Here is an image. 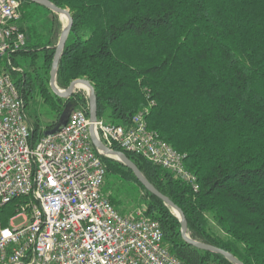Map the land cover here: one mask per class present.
<instances>
[{
  "label": "trees",
  "instance_id": "1",
  "mask_svg": "<svg viewBox=\"0 0 264 264\" xmlns=\"http://www.w3.org/2000/svg\"><path fill=\"white\" fill-rule=\"evenodd\" d=\"M18 1L27 36L35 34L36 19L46 17L51 25L45 44H32L28 37L25 48L8 57L25 107L35 96L52 111L46 129L30 127L35 144L55 128L66 104L84 110L87 98L77 91L68 99L51 92L49 72L61 23L42 6ZM47 1L72 18L56 86L65 90L75 80L88 81L97 119L105 124L125 127L145 112L148 129L185 155L198 191L138 156L112 150L124 153L182 211L191 239L242 264H264V0ZM13 56H30L26 70L13 66ZM101 161L110 204L121 214L132 203L143 206L145 216L159 223L174 257L184 264H232L183 242L180 223L163 202L121 163L103 156ZM127 187L136 188L128 205ZM1 225H6L4 215Z\"/></svg>",
  "mask_w": 264,
  "mask_h": 264
},
{
  "label": "built area",
  "instance_id": "2",
  "mask_svg": "<svg viewBox=\"0 0 264 264\" xmlns=\"http://www.w3.org/2000/svg\"><path fill=\"white\" fill-rule=\"evenodd\" d=\"M19 8L18 0H0V66L26 46ZM25 108L0 68V264H184L143 209L121 214L110 204L89 111L73 108L61 131L32 144ZM94 130L106 147L138 156L198 191L185 155L148 129L145 112L125 127L97 119ZM17 219L22 222L15 226Z\"/></svg>",
  "mask_w": 264,
  "mask_h": 264
},
{
  "label": "water",
  "instance_id": "3",
  "mask_svg": "<svg viewBox=\"0 0 264 264\" xmlns=\"http://www.w3.org/2000/svg\"><path fill=\"white\" fill-rule=\"evenodd\" d=\"M31 2H34L43 8L49 10L54 15L65 18L66 24L64 25L61 35L59 37L57 45L54 47L55 53L53 56V60L51 63V68L49 72V88L51 92L58 98L61 99H68L76 90H79L78 87L81 85L83 89H85L88 93L89 97V121H90V127H89V133H90V140L92 143V146L94 149L103 157L109 158L112 160H115L119 163H121L123 166H125L128 170L132 172L136 180L143 186V188L152 196L160 200L164 203V205L170 209L172 214L177 218V220L180 223V237L189 246H192L198 250H202L209 253H214L223 256L227 261H229L232 264H242L239 260L231 256L229 253L216 248L214 246L204 244L202 242L195 241L191 239L187 234V227H186V220L184 218V215L182 211L166 196H164L162 193H160L156 188H154L145 178L144 176L138 171L134 163L129 160L124 153L114 151L108 147H106L103 143H101L98 138L95 135L94 130V123L97 120L96 116V98L94 95V90L90 83L86 80H75L69 84V86L65 90H60L56 86V72L59 64L60 57L62 55L65 42L67 40V37L70 33V29L72 26V18L70 16V13L67 9H61L56 6H54L52 3H50L47 0H28ZM72 105L70 103L66 104L65 108L63 109L55 128L52 131H49L45 133V136L54 135L61 131V129L65 126L67 123L68 117L70 115V112L72 111Z\"/></svg>",
  "mask_w": 264,
  "mask_h": 264
},
{
  "label": "rangeland",
  "instance_id": "4",
  "mask_svg": "<svg viewBox=\"0 0 264 264\" xmlns=\"http://www.w3.org/2000/svg\"><path fill=\"white\" fill-rule=\"evenodd\" d=\"M42 18H43L42 20H41V18H40V20L36 19V21L34 22L35 26H36L35 34H28V36L26 35V41L29 37V39H31V41H32V44L34 43V40H35V42H37L38 45H43L47 42L48 36L50 33L51 25L47 21L46 17H42ZM58 21H60L61 29H63L64 25L66 24L65 18L62 17L60 19V17H58ZM52 31H53V33H51V34L53 36V39L54 38L56 39L57 34L59 32V28L55 22H54V26H53ZM12 59L14 61V65H13L14 67L17 65V66H19L25 70H26V67L29 65L30 60H31L30 56H13ZM8 61H9V58L7 56H5L1 62L0 68L2 71H5L6 73H8L12 79L14 77V75L12 76V74L10 73L11 69H10V66H8ZM41 63H42V59H41L40 54H38V56L36 57V65L38 67H40ZM76 91L81 92V94L85 98H87V101L84 103L83 108H85L86 111H89V97H88L87 91L83 88H80L79 90H76ZM51 112L52 111L42 102V100L39 97H35V96L29 100V102L27 103V106L25 108V113H26L27 122H28L29 126L33 127L35 124H37V126L41 130L46 129V126L49 123H51V121L53 120V116H51ZM127 189H128L127 192H124V194H123V197H125L124 203L126 205L132 203L131 198H133L136 188L132 189L131 187H127ZM140 201L146 202L144 197H141ZM130 207H129V209H127L128 211L126 213H128L134 209H143V206L141 208L140 207L134 208L133 203H132V205L130 204ZM126 213H123V214H126ZM21 222H22V219H17L13 223L15 226H17V225L21 224Z\"/></svg>",
  "mask_w": 264,
  "mask_h": 264
},
{
  "label": "bare ground",
  "instance_id": "5",
  "mask_svg": "<svg viewBox=\"0 0 264 264\" xmlns=\"http://www.w3.org/2000/svg\"><path fill=\"white\" fill-rule=\"evenodd\" d=\"M79 88H83L81 85L78 86Z\"/></svg>",
  "mask_w": 264,
  "mask_h": 264
},
{
  "label": "snow or ice",
  "instance_id": "6",
  "mask_svg": "<svg viewBox=\"0 0 264 264\" xmlns=\"http://www.w3.org/2000/svg\"><path fill=\"white\" fill-rule=\"evenodd\" d=\"M6 235H7V233H6Z\"/></svg>",
  "mask_w": 264,
  "mask_h": 264
}]
</instances>
